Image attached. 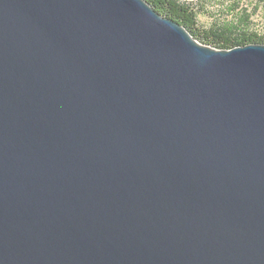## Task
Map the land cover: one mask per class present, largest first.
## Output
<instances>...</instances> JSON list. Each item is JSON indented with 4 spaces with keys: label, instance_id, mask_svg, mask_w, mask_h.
<instances>
[{
    "label": "water",
    "instance_id": "95a60500",
    "mask_svg": "<svg viewBox=\"0 0 264 264\" xmlns=\"http://www.w3.org/2000/svg\"><path fill=\"white\" fill-rule=\"evenodd\" d=\"M0 264H264V43L0 0Z\"/></svg>",
    "mask_w": 264,
    "mask_h": 264
},
{
    "label": "trees",
    "instance_id": "16d2710c",
    "mask_svg": "<svg viewBox=\"0 0 264 264\" xmlns=\"http://www.w3.org/2000/svg\"><path fill=\"white\" fill-rule=\"evenodd\" d=\"M148 1L159 13L186 26L195 38L213 47L264 43V24H257L264 19V0ZM200 16L207 23L202 24Z\"/></svg>",
    "mask_w": 264,
    "mask_h": 264
},
{
    "label": "rangeland",
    "instance_id": "374dc122",
    "mask_svg": "<svg viewBox=\"0 0 264 264\" xmlns=\"http://www.w3.org/2000/svg\"><path fill=\"white\" fill-rule=\"evenodd\" d=\"M199 20H200V22L202 23V24H205V23H207V19L205 18V17H203V16H200L199 17ZM264 22V19H259V20H257V24L259 25V26H263V23Z\"/></svg>",
    "mask_w": 264,
    "mask_h": 264
}]
</instances>
